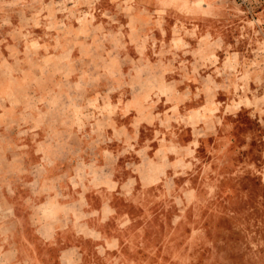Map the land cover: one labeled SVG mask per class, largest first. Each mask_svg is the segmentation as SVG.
<instances>
[{
	"label": "rangeland",
	"instance_id": "rangeland-1",
	"mask_svg": "<svg viewBox=\"0 0 264 264\" xmlns=\"http://www.w3.org/2000/svg\"><path fill=\"white\" fill-rule=\"evenodd\" d=\"M0 264H264V0H0Z\"/></svg>",
	"mask_w": 264,
	"mask_h": 264
}]
</instances>
